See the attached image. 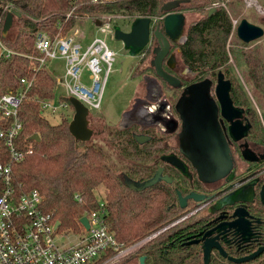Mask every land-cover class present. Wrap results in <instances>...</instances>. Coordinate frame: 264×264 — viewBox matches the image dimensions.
<instances>
[{
    "label": "trees",
    "instance_id": "16d2710c",
    "mask_svg": "<svg viewBox=\"0 0 264 264\" xmlns=\"http://www.w3.org/2000/svg\"><path fill=\"white\" fill-rule=\"evenodd\" d=\"M170 1L174 0H106L98 4H91L90 0H0V12L4 6L12 5L21 14V18L13 20L16 31L11 34L9 31L5 39L16 55L1 63L0 94L14 92L20 79L34 77L19 108L22 131L17 139L20 148L32 144L33 153L13 166V186L19 192L37 190L42 197L43 210L53 213L60 223L59 230L79 231L80 218L96 210L101 200L107 213L106 225L118 243L128 247L156 234L119 264H139L141 257L144 264H203L200 247L187 244L185 240L194 232L195 225L185 222L168 227L181 216L171 206V194L166 189L157 193L154 188L136 192L123 183V176L133 180L150 176V161L160 152L154 147L158 139L149 132L147 135L152 138L140 145L134 139V135L139 134L138 128L132 126L108 130L105 145H94L91 140L75 141L65 113L60 115L58 124H51L42 115L38 101L55 98L56 81L45 69L35 72L37 63L28 57L37 56L33 44L37 33L44 32L53 38L60 28V33L64 34L75 25V18L64 19L73 8L77 17L92 19L111 15L133 21L139 17L163 16L160 9ZM215 1L188 0L179 8V11L201 14L186 30L184 43L178 45L182 66L196 75L194 81L215 78L216 70L229 62L226 42L232 26L224 8L208 15ZM227 4L232 6L233 0ZM232 54L237 63L245 64L247 81L264 102V51L256 49L248 56L243 52L237 56L233 49ZM140 55H144L143 62L150 60L141 70H135L132 77L155 75L151 65L152 50L145 49ZM167 72L185 81L175 72ZM221 73L231 83L232 99L253 112L256 127L264 135L262 122L250 100L243 90L234 86L228 70ZM61 100L73 109L69 98L61 97ZM33 135L39 137L38 143L30 141ZM76 195L80 201L76 200ZM210 264L226 263L213 258Z\"/></svg>",
    "mask_w": 264,
    "mask_h": 264
},
{
    "label": "built area",
    "instance_id": "2783aa9c",
    "mask_svg": "<svg viewBox=\"0 0 264 264\" xmlns=\"http://www.w3.org/2000/svg\"><path fill=\"white\" fill-rule=\"evenodd\" d=\"M105 1L90 0V3ZM74 9L66 13L64 19L98 22L99 35L84 46L75 38L77 30L70 37L60 33L61 28L53 38L44 32L36 34L33 44L37 56L28 57L37 63L35 72L44 69L45 62L50 59L65 61V74L56 80V88L60 87L62 94L52 100L38 101L42 115L47 111L52 115L65 113L69 119L73 117V109L61 97L75 98L88 112L98 110L112 70L116 54L108 48L105 39L108 35L114 38L115 22L126 18L77 17ZM12 10V5H6L0 12V66L16 55L1 37L4 17ZM33 81L34 77L22 78L16 91L0 94V264H119L156 234L128 247L118 243L106 225L107 213L101 200L96 210L82 216L87 220L88 229L79 220V231L59 230L53 213L43 210L42 197L37 190L19 192L13 186V166L33 153L32 144L20 148L17 140L22 131L19 108ZM69 109L72 110L70 115ZM75 198L81 200L78 195ZM69 234L78 235V242L68 248L59 247L54 237Z\"/></svg>",
    "mask_w": 264,
    "mask_h": 264
},
{
    "label": "flooded vegetation",
    "instance_id": "af4514ba",
    "mask_svg": "<svg viewBox=\"0 0 264 264\" xmlns=\"http://www.w3.org/2000/svg\"><path fill=\"white\" fill-rule=\"evenodd\" d=\"M218 8H220L218 5L214 8L211 7L209 12L214 10L212 12L214 13ZM176 12L184 14V11H179V9H177ZM164 15L165 14L159 18H152L153 23L151 25L150 41L145 48L148 49V47L151 46L152 53L159 46L152 33L157 24L162 28V19ZM261 39L256 41H260ZM181 40H183V36H181L178 42L170 40L171 54H173L172 47L175 46L176 43H180ZM239 42L241 41L239 40ZM183 43L184 42L181 44ZM244 45H246V43H244ZM176 66L177 62L172 69L168 68L166 64L163 65V68L166 71L170 70L176 74ZM187 73L194 74L189 69H187ZM217 74L215 78L213 77L212 79L214 82L210 80L212 83L210 93L217 105V120L223 136L227 141L230 155L233 160L232 178L228 180L225 177L216 182L200 181L189 161L180 152L181 144L179 141V133L181 130V121L175 112V105L185 87L201 81L185 80L181 81L182 87L180 89L171 88L173 92L178 91L177 97L175 95L169 96L171 107L168 108V112L173 116V120L168 118L169 114L166 112L165 115L156 119L158 124L162 126L161 128H158L155 125L152 127L139 128L138 123H133L128 127H117L118 129L123 130L136 126L138 128V133L141 135L152 138L150 135L153 134V136L158 139V143H156L154 147L160 151L157 154H154L150 161L149 172L151 173L148 178L143 180H133L123 176V183L126 186L127 183H137L138 185L153 179L158 171H160V174L157 175L156 183L147 189L154 188L157 193L166 189L171 194V206L178 214H181V216L173 221L168 227L174 228L185 222L192 226L195 225L194 232L187 236L185 240L187 244H190L189 242L192 241H198L197 243H191L190 245H198L200 247L202 252V262V246L206 241L212 240L213 243L217 244L226 254V257L221 254L218 248L213 247L210 253L209 264L213 258L216 260L221 259L226 264H238L229 259H243L256 253L261 248H264V135L259 133L260 128L256 127L253 112H251L248 107L236 104L231 97V90L230 98L233 106L236 109L244 110V112L240 117H234L231 121L221 115V107L215 96ZM154 78L161 85H166L161 79L157 78L156 75H154ZM224 79L227 80L225 76ZM147 89L146 91L148 92ZM164 110H166V108ZM236 122H240V124H236ZM232 123H234L235 135L243 133L240 128L249 126V130L243 138L235 140L230 135L229 128ZM142 124L145 125L148 123ZM262 127L264 129L263 123ZM162 128H164V130H162ZM149 132L150 135H147ZM171 140L172 143L170 142ZM244 152H248L255 159L252 161L245 159ZM167 156H175L180 159L186 165L188 173L184 175L181 171L162 159ZM238 190L243 193V201H231L233 199L231 195ZM190 195L201 196L202 198L197 201L193 197H189ZM180 199L182 200L180 201ZM239 264H264V251L255 259Z\"/></svg>",
    "mask_w": 264,
    "mask_h": 264
},
{
    "label": "water",
    "instance_id": "95a60500",
    "mask_svg": "<svg viewBox=\"0 0 264 264\" xmlns=\"http://www.w3.org/2000/svg\"><path fill=\"white\" fill-rule=\"evenodd\" d=\"M187 2L188 0H174L165 3L160 9L165 14L162 19V28L157 24L152 33L159 46L153 51L151 65L156 77L172 89H180L182 87L181 81L169 74L163 68V65L166 64L168 68L172 69L176 63L175 55L170 53V40L178 42L181 36H183L185 15L181 12H176V10ZM213 11H210L208 14H211ZM15 18H21V14L16 10H12L6 14L1 30V37L3 39H6ZM152 23L153 19L150 17H139L132 21L128 31H123L118 26L113 27L114 39L121 41L127 52V56L122 63L123 74L127 66L149 44ZM96 25H99V23L96 22ZM235 35L241 42L249 44L264 37V29L249 22L247 19H243L238 23ZM211 84L210 80L205 79L188 85L182 90L181 96L175 105V112L181 121L179 133L180 152L189 161L199 180L203 182H216L225 177L230 180L233 176V160L230 155L229 146L217 120L218 108L210 93ZM230 90V81L225 80L224 75L219 72L217 74L215 96L221 107V115L229 121L234 117H240L244 112V110L236 109L233 106ZM69 102L74 111L72 120L68 125L70 134L74 137L75 141H89L93 131L88 127L87 116L89 112L87 108L75 98H70ZM236 124H240V122H236ZM229 130L233 139L239 140L246 135L249 126L240 128L243 133L239 135L234 134V123L231 124ZM134 139L138 144H143L148 142L150 137L136 134L134 135ZM30 141L38 143L40 139L37 135H33L30 137ZM244 157L251 161L255 159L248 152H244ZM162 159L184 175L188 173L186 165L177 157L167 156ZM158 174H160V171L149 181L138 185L137 183H127V186L136 192L143 191L156 183ZM189 197H193L197 201L202 198L196 195H190ZM231 197H233L232 200L230 199L231 201H243V193L239 190L233 193ZM80 223L84 228L88 229L86 218H81ZM55 226L59 227L60 223L56 222ZM197 242L192 241L189 243ZM213 247L218 248L221 254L226 257V254L217 244H214L212 240L206 241L202 246L204 264H209L210 253ZM263 251L264 248H261L249 257L243 259L230 258L229 260L238 264L244 263L255 259ZM139 264H144L143 257L139 259Z\"/></svg>",
    "mask_w": 264,
    "mask_h": 264
},
{
    "label": "rangeland",
    "instance_id": "374dc122",
    "mask_svg": "<svg viewBox=\"0 0 264 264\" xmlns=\"http://www.w3.org/2000/svg\"><path fill=\"white\" fill-rule=\"evenodd\" d=\"M262 1L264 0H233V5L229 6L227 4L229 0H217L213 4L224 8L228 12L232 26L231 34L226 42V51L229 62L225 67L223 66L222 69L216 70V74L219 71L222 72L223 70H228V77L239 91L243 90V94L250 100L251 106L257 112L259 119L264 124V102L262 98L256 94V90L253 86L247 81L245 72L247 68L245 64L237 63L232 54L233 49L237 56L240 52H243L248 56L256 49L264 51V38L260 41L244 45V43L239 42L235 35L236 27L243 19H247L249 22L264 28V26H262L264 22V4ZM184 15L185 30L183 40H181L180 43H176L175 46L172 47V52L175 55L177 62V66L175 68L176 75L186 81H194L196 79V75L187 73V69L182 66L178 45L184 42V38H186V30L190 25H193L201 18V14L187 11L184 12ZM131 23L132 21L130 20H122L118 21L117 25L121 30L128 31ZM75 30L80 32V36L78 32V35L75 36V38L78 39L79 42L85 44H88L95 36L99 35L96 26L91 21L85 22L76 20L75 25L65 33V36H74L73 33ZM15 31L16 24L13 22L10 34ZM105 41L108 48L116 55L112 70L109 73L105 84L100 107L98 110H90L89 115L87 116V122L89 123L88 127L93 131L90 140L94 145H105L107 142L108 130L117 129V127H128L133 123H138L139 128L152 127L153 125L161 128L162 126L158 124L156 119L165 115L166 112H168V108L171 107L169 96H178V91L173 92L171 88L166 85H161L154 78V74L141 75L139 78L132 77L135 70L139 71L145 64H148L150 59L143 62V55H139L134 58V60L127 66L123 74L122 63L127 56L123 43L111 38L110 35L106 37ZM148 49L152 50L151 46H149ZM44 69L54 80H60L65 74V61L61 58L50 59L45 62ZM204 79L214 82V80H212L213 77H206L201 79V81ZM61 92V88L57 87L55 97H59L62 94ZM165 108L166 110H164ZM71 111V109L67 111L68 115H70ZM168 114V118L173 120V116L169 112ZM43 116L51 124H58L60 122V113L52 115L46 111ZM71 120L72 117L69 122ZM142 123L148 124L144 125ZM162 130H164V128H162ZM170 142L172 143V140ZM54 239L59 247L68 248L78 242L79 236L69 234V236H62L60 238L55 236Z\"/></svg>",
    "mask_w": 264,
    "mask_h": 264
},
{
    "label": "crops",
    "instance_id": "0c3cea01",
    "mask_svg": "<svg viewBox=\"0 0 264 264\" xmlns=\"http://www.w3.org/2000/svg\"><path fill=\"white\" fill-rule=\"evenodd\" d=\"M81 21H85V22H86V21H90V20H81ZM91 22H92V21H91ZM93 23H94V22H93ZM94 25L97 26L95 23H94ZM78 32H79V31H78ZM79 36H80V32H79ZM89 43H90V42H89ZM83 45L85 46V45H87V44L83 43ZM55 81H56V80H55ZM61 91H62V90H61ZM61 93H62V92H61Z\"/></svg>",
    "mask_w": 264,
    "mask_h": 264
}]
</instances>
